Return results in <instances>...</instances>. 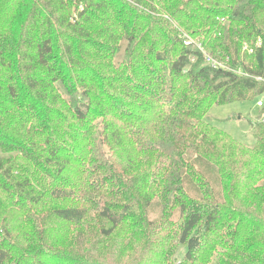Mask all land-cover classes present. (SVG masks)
I'll use <instances>...</instances> for the list:
<instances>
[{
	"label": "trees",
	"instance_id": "16d2710c",
	"mask_svg": "<svg viewBox=\"0 0 264 264\" xmlns=\"http://www.w3.org/2000/svg\"><path fill=\"white\" fill-rule=\"evenodd\" d=\"M261 97L264 0H0V264H264V108L205 120Z\"/></svg>",
	"mask_w": 264,
	"mask_h": 264
},
{
	"label": "rangeland",
	"instance_id": "374dc122",
	"mask_svg": "<svg viewBox=\"0 0 264 264\" xmlns=\"http://www.w3.org/2000/svg\"><path fill=\"white\" fill-rule=\"evenodd\" d=\"M126 42H123L121 44V52L116 56L115 62L121 63L126 60ZM264 102V98H258L255 101H246V102H236L224 106H214L209 112L208 117L205 119L207 122H209L211 125L216 127L217 129L223 131L225 134L231 136L233 139L238 141L239 143L253 148L256 145V138L254 135V128L256 123L263 118L262 115V109L257 106L258 102ZM0 156H4L0 152ZM165 163L168 164V161L165 160ZM72 205V202L68 200H61V201H55L52 205V207H63V206H70ZM163 208H169V203H164L161 199H157L153 202L152 206L150 207L149 212V220L152 222H157V219H159L162 215ZM47 209H43L41 214L42 216H45ZM92 219L97 221L99 225L103 227H107L109 223L105 220H102L98 217V215H91ZM179 220V214L176 212L174 216L170 217V221L177 222ZM46 231V230H45ZM44 239H49L51 237V233L45 232ZM17 243L20 248L22 249L21 254L15 255L11 258V260L8 262V264H15L18 257H21L23 254V251H25V246L22 243V240L19 241H13ZM187 251V248L185 245L178 244L177 251L173 256V260L175 263L180 262ZM29 252V251H27ZM258 253V251H250L248 253V258H252L255 256V254ZM223 256V260L229 262L228 260H233L232 255L229 252H226L225 250L221 249L219 250L217 257L219 259V256ZM217 257H215L211 264H218Z\"/></svg>",
	"mask_w": 264,
	"mask_h": 264
},
{
	"label": "built area",
	"instance_id": "2783aa9c",
	"mask_svg": "<svg viewBox=\"0 0 264 264\" xmlns=\"http://www.w3.org/2000/svg\"><path fill=\"white\" fill-rule=\"evenodd\" d=\"M184 44L187 47L196 49L197 51L201 52L204 55L205 64L211 66L213 69H217V68L228 69V65L226 63L220 62V61L216 60L215 58L211 57L209 54H207V52L205 51L204 47L201 44L197 43L196 41H194L190 37H188V36L184 37ZM235 73L241 75V73L239 71H236ZM257 106L259 108H263L264 107L263 102L262 101L258 102Z\"/></svg>",
	"mask_w": 264,
	"mask_h": 264
}]
</instances>
